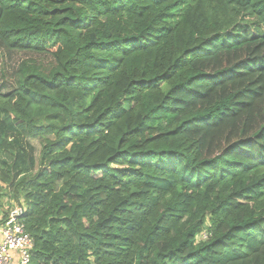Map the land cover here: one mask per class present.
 <instances>
[{"label":"trees","instance_id":"trees-1","mask_svg":"<svg viewBox=\"0 0 264 264\" xmlns=\"http://www.w3.org/2000/svg\"><path fill=\"white\" fill-rule=\"evenodd\" d=\"M0 45L52 61L0 91L29 264H264V0H0Z\"/></svg>","mask_w":264,"mask_h":264},{"label":"built area","instance_id":"built-area-1","mask_svg":"<svg viewBox=\"0 0 264 264\" xmlns=\"http://www.w3.org/2000/svg\"><path fill=\"white\" fill-rule=\"evenodd\" d=\"M24 212V205L17 202L0 220V264H29L33 243L21 222Z\"/></svg>","mask_w":264,"mask_h":264},{"label":"rangeland","instance_id":"rangeland-1","mask_svg":"<svg viewBox=\"0 0 264 264\" xmlns=\"http://www.w3.org/2000/svg\"><path fill=\"white\" fill-rule=\"evenodd\" d=\"M25 60H31L37 65H42L45 68H48L52 65V61L48 56H36L32 54H23V53H11L7 52L1 45H0V91L5 93L14 87V74L20 64ZM32 144L38 151L41 147L38 141H32ZM1 190L3 194V198L1 199V210L4 212V215L7 214L8 209L12 208L14 205L17 204L15 200H9L8 197V187H5ZM5 192V193H3ZM20 204H23L22 200H20Z\"/></svg>","mask_w":264,"mask_h":264},{"label":"crops","instance_id":"crops-1","mask_svg":"<svg viewBox=\"0 0 264 264\" xmlns=\"http://www.w3.org/2000/svg\"><path fill=\"white\" fill-rule=\"evenodd\" d=\"M4 212L0 208V220L3 218ZM0 242H1V234H0Z\"/></svg>","mask_w":264,"mask_h":264}]
</instances>
